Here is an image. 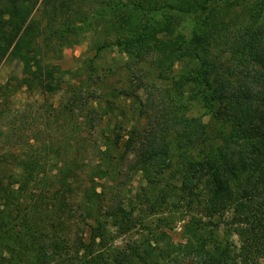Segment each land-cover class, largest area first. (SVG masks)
I'll use <instances>...</instances> for the list:
<instances>
[{"label": "trees", "instance_id": "1", "mask_svg": "<svg viewBox=\"0 0 264 264\" xmlns=\"http://www.w3.org/2000/svg\"><path fill=\"white\" fill-rule=\"evenodd\" d=\"M88 40L97 51L116 47L135 57L128 67L144 91L147 123L118 134L117 144L123 139L130 166L150 186L166 182L165 201L192 215L184 241L165 233L159 242L132 246L133 257L140 264H251L264 252V0H0V60L18 63L21 87L60 91L72 71L51 59ZM86 108L82 116L94 130L103 114ZM197 108L204 112L195 115ZM18 153L1 162L14 169L8 186L0 180L12 189L6 203L20 209V192L38 183L40 199L31 207L50 204L60 224L68 223L62 235L45 240L37 258L105 264L107 228L88 225L84 210L77 214L73 206L87 200L76 160H54L58 172L50 176L47 160ZM176 173L182 174L178 191L169 190ZM124 210L119 203L108 215ZM227 211L239 226V247L216 243L209 232L218 226L214 217Z\"/></svg>", "mask_w": 264, "mask_h": 264}, {"label": "rangeland", "instance_id": "2", "mask_svg": "<svg viewBox=\"0 0 264 264\" xmlns=\"http://www.w3.org/2000/svg\"><path fill=\"white\" fill-rule=\"evenodd\" d=\"M185 32L188 33V27ZM134 59L116 47L97 51L90 40L82 42L66 49L61 58L51 59L72 73L65 77L60 91L44 94L20 86L22 73L17 62L7 58L0 60L2 184L8 186L13 179L14 169L1 165L11 152L38 159L42 164L47 160L50 176L58 172L54 160H76V165L80 166L78 184L87 200L83 207L78 202L73 206L78 208L77 214L84 210L88 225L101 223L107 228L105 264H140L133 257L132 246L159 242L165 233L174 242L184 241V226L192 217L185 208L165 201L161 193L165 181L156 187L150 186L143 172L130 166L131 157L124 152L123 139L117 144L118 134H126L131 128L144 127L147 123L141 113L144 91L137 89L139 79L128 67ZM179 69L180 64L176 70ZM152 73L149 71V77ZM74 97L77 100L74 101ZM86 107H95L103 114L102 124L94 130H90L82 116ZM71 108L73 112L69 111ZM203 112L200 108L194 110L195 115ZM49 145H54L50 153ZM90 171L96 172L94 179ZM43 174L44 168L39 169L38 177ZM181 177V173L172 176L167 181L168 189L178 191ZM18 186L12 184L13 189ZM25 187L20 192L23 203L16 209L10 201L6 203V194L12 189L4 190L0 186L3 197L0 201V264H42L37 258L41 246L47 238L62 235L68 225L67 222L60 224L62 217L50 204L37 203L36 211L31 207L37 198L39 201L42 185L31 182ZM29 196L34 199L25 201ZM119 203L125 210L116 216L108 215L112 206ZM233 217L232 211L214 217L218 226L210 225L209 232L216 243L240 246L239 226ZM251 264H264V252L254 256Z\"/></svg>", "mask_w": 264, "mask_h": 264}]
</instances>
